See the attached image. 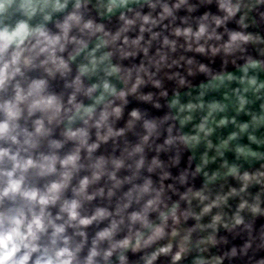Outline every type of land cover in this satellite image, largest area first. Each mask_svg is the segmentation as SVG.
<instances>
[{
    "label": "clouds",
    "instance_id": "1",
    "mask_svg": "<svg viewBox=\"0 0 264 264\" xmlns=\"http://www.w3.org/2000/svg\"><path fill=\"white\" fill-rule=\"evenodd\" d=\"M0 264H264V0H0Z\"/></svg>",
    "mask_w": 264,
    "mask_h": 264
}]
</instances>
